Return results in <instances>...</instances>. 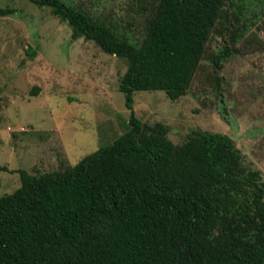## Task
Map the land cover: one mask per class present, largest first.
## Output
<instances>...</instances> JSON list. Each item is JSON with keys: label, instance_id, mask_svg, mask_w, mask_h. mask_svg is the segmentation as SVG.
<instances>
[{"label": "trees", "instance_id": "trees-1", "mask_svg": "<svg viewBox=\"0 0 264 264\" xmlns=\"http://www.w3.org/2000/svg\"><path fill=\"white\" fill-rule=\"evenodd\" d=\"M30 2L72 40L127 61L119 92L130 116L125 133L73 167L16 171L20 187L0 195V264H264V180L235 142L196 131L175 146L165 126L133 113L136 92L185 95L217 26L233 44L244 36L225 25L232 0H133L138 35L71 0ZM229 53L214 56L216 69Z\"/></svg>", "mask_w": 264, "mask_h": 264}, {"label": "rangeland", "instance_id": "rangeland-1", "mask_svg": "<svg viewBox=\"0 0 264 264\" xmlns=\"http://www.w3.org/2000/svg\"><path fill=\"white\" fill-rule=\"evenodd\" d=\"M71 1L132 35L142 31L133 20V0ZM0 9L15 10L0 16V167L6 168L0 170V195H5L21 185L16 171L64 170L112 143L127 131L130 111L119 92L125 59L92 41L72 40L66 23L30 0H0ZM227 12L233 18L225 25L244 36L233 44L217 26L185 95L171 101L163 91L136 92L133 113L142 124L165 126L175 146L196 131L227 135L243 166L264 180V0H232ZM226 47L230 53L218 70L214 56Z\"/></svg>", "mask_w": 264, "mask_h": 264}]
</instances>
